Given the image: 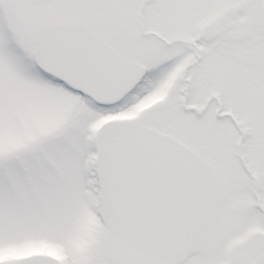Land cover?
I'll return each mask as SVG.
<instances>
[{
  "label": "snow or ice",
  "instance_id": "snow-or-ice-1",
  "mask_svg": "<svg viewBox=\"0 0 264 264\" xmlns=\"http://www.w3.org/2000/svg\"><path fill=\"white\" fill-rule=\"evenodd\" d=\"M0 264H264V0H0Z\"/></svg>",
  "mask_w": 264,
  "mask_h": 264
}]
</instances>
